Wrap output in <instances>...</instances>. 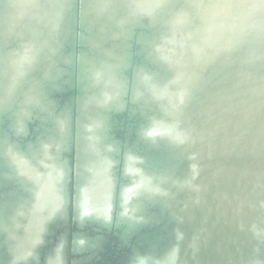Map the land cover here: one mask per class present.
Wrapping results in <instances>:
<instances>
[{
  "label": "bare ground",
  "instance_id": "bare-ground-1",
  "mask_svg": "<svg viewBox=\"0 0 264 264\" xmlns=\"http://www.w3.org/2000/svg\"><path fill=\"white\" fill-rule=\"evenodd\" d=\"M127 2L81 0L83 23L92 20L100 44L90 41L79 54L74 217L78 224L100 220L93 225L100 230L117 208L122 240L141 241L125 264H264V45L244 43L199 62L188 47L178 68L155 48L179 13H194V0H162L151 16L122 29ZM20 4L0 0V45L7 48L0 49V112L15 134L27 135V122L41 132L25 147L2 135L0 177L15 188L0 204L1 264H66L65 233L56 243L51 235L67 221L63 152L71 123L67 105L55 110L54 95L65 80L60 63H71L62 48L74 0ZM134 26L146 28L137 50L144 62L128 77L126 37ZM129 90L135 136L121 154L115 114ZM101 234L74 236L81 262L102 256Z\"/></svg>",
  "mask_w": 264,
  "mask_h": 264
},
{
  "label": "water",
  "instance_id": "water-1",
  "mask_svg": "<svg viewBox=\"0 0 264 264\" xmlns=\"http://www.w3.org/2000/svg\"><path fill=\"white\" fill-rule=\"evenodd\" d=\"M88 22H92V20H87ZM86 26L85 21L83 23V18H81V0H74V8L71 13V18L69 22L67 23L68 26V32H67V38L69 41L63 46H60V49L62 48V51L64 53H67L68 56H72L71 63L69 65H65L63 63H60L61 70L62 68H65L66 71L62 70V73L64 74V85L61 92L54 95L56 98L55 101V110L59 112L60 109L64 108V106H68L70 109V123H71V130H70V136L68 138V147L63 152V157L65 158V162L69 168V182H68V204H67V221L66 223L59 222L58 225L54 227V233L51 235V239L53 243H56L57 238L65 233L64 238H66V264H121V261H124L123 264L127 263L129 261L131 254H133V245L136 243V245H140L141 241L138 242V240L134 241L131 240L128 243H125L126 240H122L123 233L121 232V229L119 226H117L118 223V213L117 208L113 210L112 218L111 220L107 221L106 223L110 224L107 228L105 224H100L99 227H102L100 230H97L96 228H93V225L98 226L99 223H103L100 220H94L90 217H83V223L78 224L77 216L74 217L76 214V210L74 207V199H75V192H76V179H75V166L77 162L76 158V119H77V101L80 94L81 98V87L79 90V54H83L84 50L89 48V46L93 45L91 42L96 44H100V37L99 34H97V28L94 26L93 23L91 26ZM90 33L93 35H96L97 37L94 39V37L90 38ZM127 41H129L128 49L130 54L128 56L129 66L126 68L129 69L128 71V77L133 72V69L140 64L144 62V60H141V57L137 54V50L140 49V46H142V42L140 41V37L144 36L146 34V28L143 26H134L131 30V32H127ZM88 36L89 41L86 43L85 38ZM87 38V39H88ZM91 41V42H90ZM0 45V49L2 48ZM3 48L6 50L3 46ZM82 50V51H81ZM86 52V51H85ZM89 52V51H88ZM81 80L83 82V77H81ZM67 78V79H66ZM125 107L123 109L120 108V111H118L115 114V117L117 118V124L119 125V128H117L115 131L116 137L119 139L120 142V148H121V154L124 152L125 144L128 143L131 140V136H135V133L133 134V130L131 128H135V121L133 118L136 115L133 114L134 105L131 102L130 99V90L129 95L125 98ZM34 118V117H33ZM10 120L6 118L3 113L0 112V143L2 140V135L6 134L9 142H16L19 144H22L21 147H25V144L27 142H30L31 140L35 141L37 134V131L39 130H33V127H36L35 122H27L26 123V132L27 135L23 136V133L19 132L20 134H15L12 129H10ZM138 121V119H137ZM35 124V125H34ZM134 124V126H133ZM41 132V129L39 130ZM25 132V131H24ZM133 140V139H132ZM131 144V143H130ZM142 144L141 140H137V143L133 146V149L137 147V145ZM1 147V146H0ZM129 147V146H127ZM3 157L1 156L0 151V170L4 169L6 167L3 165ZM11 188H15V184L12 182H9L8 179H3L0 177V204L4 202L3 198L8 197V193L10 192ZM154 206V204H151ZM100 221V222H99ZM97 233H102L103 235L101 237V243L102 247L104 248L102 256L98 258V260H90L89 263L81 262L80 257L81 253L77 252L76 250L73 251V241L74 236H81V237H87L89 239H93ZM0 237H2V234H0ZM4 242L0 239V264L1 260H4V248L2 247ZM136 248V247H135ZM40 262L43 261V256L39 258Z\"/></svg>",
  "mask_w": 264,
  "mask_h": 264
},
{
  "label": "clouds",
  "instance_id": "clouds-1",
  "mask_svg": "<svg viewBox=\"0 0 264 264\" xmlns=\"http://www.w3.org/2000/svg\"><path fill=\"white\" fill-rule=\"evenodd\" d=\"M20 6H30L29 0H21ZM162 6V0H128L123 5L125 19L118 24L123 29L125 24H135L140 17L151 16ZM192 7L195 11L191 15L181 12L174 18L172 33L163 37L155 48L159 59L165 63L182 68L185 63L183 50L188 47L199 62L209 55L230 54L244 43L264 45V0H208V3L194 0ZM186 26L191 31H187ZM178 47L181 49L179 56ZM95 77L98 79L99 74ZM140 80L148 83L150 77L143 75Z\"/></svg>",
  "mask_w": 264,
  "mask_h": 264
}]
</instances>
